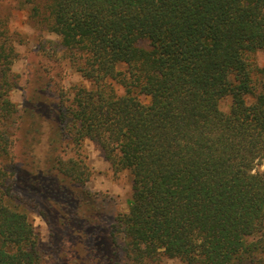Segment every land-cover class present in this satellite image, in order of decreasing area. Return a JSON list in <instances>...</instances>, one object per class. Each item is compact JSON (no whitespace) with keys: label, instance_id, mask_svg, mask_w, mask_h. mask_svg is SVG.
<instances>
[{"label":"trees","instance_id":"obj_1","mask_svg":"<svg viewBox=\"0 0 264 264\" xmlns=\"http://www.w3.org/2000/svg\"><path fill=\"white\" fill-rule=\"evenodd\" d=\"M30 10L59 39L49 60L89 85L51 92L37 80L19 113L9 98L17 53L0 19V264L44 258L17 192L44 200L56 264H263L264 66L252 57L264 53V0ZM85 140L131 174L129 211L86 189Z\"/></svg>","mask_w":264,"mask_h":264},{"label":"rangeland","instance_id":"obj_2","mask_svg":"<svg viewBox=\"0 0 264 264\" xmlns=\"http://www.w3.org/2000/svg\"><path fill=\"white\" fill-rule=\"evenodd\" d=\"M48 1L33 0L31 5H26L24 0H0V19L3 28L14 41L17 53L12 64L14 88L10 91L9 98L16 105L19 113L22 112L31 86L37 80H41L44 84L48 81L51 92L55 91L59 85L66 91L80 83L89 85L79 73L69 66V63L65 62L60 66L47 57V53H61L58 47L59 39L48 31L43 21V13L39 16H32L30 7L34 5L44 11V6ZM252 61L258 66H264V53H256ZM115 87L119 94H123L121 86L115 85ZM140 99L145 103L149 101L143 95ZM221 106L227 110L229 101L223 100ZM83 148L91 169L90 179L85 185L86 189L92 193H98L111 211H129V201L132 196L131 174L128 171L114 172L101 150L92 141L85 140ZM17 195L23 199L28 216L39 233L44 255L42 264H56L54 251L50 245L49 226L39 211L46 205L44 200L38 198L36 203L33 200L34 195L27 192H17ZM145 264L183 263L176 258L161 257L156 262L146 261Z\"/></svg>","mask_w":264,"mask_h":264}]
</instances>
